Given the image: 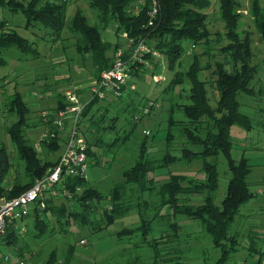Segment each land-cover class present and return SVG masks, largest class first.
I'll return each mask as SVG.
<instances>
[{
    "label": "trees",
    "instance_id": "1",
    "mask_svg": "<svg viewBox=\"0 0 264 264\" xmlns=\"http://www.w3.org/2000/svg\"><path fill=\"white\" fill-rule=\"evenodd\" d=\"M88 1L92 9L100 10L103 17L102 26L91 25L80 9H77L72 19L67 22L68 0H61L60 3L55 0H30L26 5L22 2L24 7L20 11L25 15L29 25H32V21L33 24L38 22L41 23L39 27L50 34L61 36L63 30L67 29L69 34L75 36L76 51L80 55L90 54L93 57L96 67L94 80L100 77L103 70L112 66L114 52L124 47L123 44H112L104 40L103 30L111 22L117 35L128 33L131 37L145 39L161 55L160 58L168 60V70L174 71L161 93V103H157V99L152 100L154 106L148 114H145L144 109L151 100L137 99L132 94L115 102L93 99L86 106L81 122L88 145L89 164L99 166L104 154L111 156L110 162H114L144 118L153 115L164 102L169 104L165 127L158 128L152 135L151 132L144 135L138 157L132 159V165L128 166L131 161L124 167L122 182L104 192L93 186L87 177L64 175L57 186L59 197L63 201L62 205H54L52 197L47 198L45 209H41L39 203L31 205L26 215L8 226L0 243L13 244L18 256L25 258L26 253L32 251L31 245L27 242L20 247L19 239L25 235L24 228L29 224L32 225L29 236L35 243H41L55 233L50 229L51 215L56 216L61 225L65 222L69 224L73 220L80 226H90L94 232H99L126 217L133 208L138 207L141 223L134 230L119 231L116 235L118 240H122L124 236L129 235L132 239L134 233H141L143 240L140 243L148 246L153 252V260L149 264H183L180 262L182 256L177 255L180 252L179 247L173 246V243L179 242L181 236L179 233L182 226L176 221L178 216H185L201 224L215 246L223 250V256L217 264L223 262L228 252L227 242L234 250L238 245L237 238L229 235L234 218L239 214L240 207L249 202L253 196L248 183L252 166L245 158L237 160L232 157L234 145L232 126L238 125L245 129L252 127L249 116L241 112V103L237 98L238 92L243 89L244 77L242 78L241 74L239 75L240 71H237V59L241 58V53L233 48L238 44L237 36L233 32L238 22L236 0H218L225 30L223 33H215L216 38L212 37L213 33L207 26L208 12L214 6L213 0H158L157 19L159 20L153 26L148 25L151 16L150 0H146V4L138 11L136 8L138 0ZM13 4L14 0H0V7L9 9ZM253 17L260 33L264 36V15L257 3L253 6ZM1 24L3 26L0 32V65L6 64L5 55L12 48L15 49L16 55L17 52L21 54L17 57L19 60L38 56L35 43L16 31L6 30L5 22ZM186 41L204 46L205 53L209 56L213 41L225 42L219 55H225L232 68L228 71L224 62H216L215 83L219 92L216 108L212 107L207 97V81L199 77L198 60L193 61L187 71L181 70L185 50L183 45ZM241 60L242 68H245V60L243 61L242 58ZM186 80L190 82L187 97L190 102L183 104L181 101L185 98L176 93V88L183 87ZM87 84L78 87V92L87 94ZM64 106L65 97L59 93L58 106L54 109V114L42 115L40 120L32 122V118L28 116L30 108L22 95L15 92L6 102L7 112L17 116V121L8 125L7 132L18 149V158L23 164L24 175L14 179L7 177L11 164L5 149L1 147L0 202L19 197L37 180L46 177L49 169L56 165L60 155L56 160H47V156L50 152L62 153L65 136L54 128V120L57 111ZM112 106L122 107L125 124L120 130L117 129L119 116L112 118L107 116ZM179 111L186 119L176 117ZM217 113L221 116L218 117ZM40 125L44 127L42 133L51 130L56 136L43 141L30 142L27 129ZM161 132H164L160 138L161 149L154 154L148 147V136L150 135L152 142L155 143L156 136ZM106 133L111 134L108 143L103 140V135ZM38 145L46 154L40 153ZM158 146L159 144H156L151 147H155L156 150ZM220 155L226 158L231 173L228 193L222 202V207L214 201V194L219 187L218 166L216 162L210 161ZM196 160L201 162L204 179H200L198 175L191 178L183 171L171 169L168 172L163 171L178 163L192 164ZM62 192L68 193L69 196L62 195ZM198 194L202 196L201 203L195 205L193 203ZM99 209H102V212L101 216L97 217ZM164 209L168 210L165 215L169 224L163 228L160 239L149 238L152 232L151 223L157 216H164L162 214ZM149 210L155 213L150 216ZM65 214L68 217H65ZM19 221L27 224L25 223L21 228L16 224ZM69 246L65 259L70 263L75 246ZM54 252L49 254L46 264H53L56 261L57 254Z\"/></svg>",
    "mask_w": 264,
    "mask_h": 264
},
{
    "label": "rangeland",
    "instance_id": "2",
    "mask_svg": "<svg viewBox=\"0 0 264 264\" xmlns=\"http://www.w3.org/2000/svg\"><path fill=\"white\" fill-rule=\"evenodd\" d=\"M29 1L14 0V4L10 5L11 8L0 7V32L3 26L1 23L5 22L6 30L16 31L21 36L28 38L30 42L35 43V48L38 51L37 57L31 56L28 60L23 59L21 61L17 59L21 54L17 52L16 55L15 49L12 48L5 55L6 64L0 65V148L5 149L11 164L9 174L7 172L9 179L23 177L24 168L18 158L16 144L7 132L8 125L14 124L17 121V116L7 112L6 102L15 92L22 95L30 108L28 116L30 119L32 118V122H35V120H40L39 118L42 115L54 114V109L58 106L59 93L64 95L68 89L86 85L93 81V75H96L93 57L90 54L80 55L76 51L75 43L77 39L69 34L67 29V31L63 30L61 36H58L41 29L39 27L41 23L37 22L38 25L35 22L33 24V21L31 22L32 25L27 23V19L20 9L22 10V7H24L23 3L26 5ZM55 1L61 2V0ZM254 3L259 4L264 15V0H236L238 22L233 30L237 36L236 43H238L233 48L241 53V58L243 61L245 60L246 65L245 68H242L241 58L237 59V71H240L239 75L241 74L242 78L244 77L243 89L238 92L237 98L241 103V112L249 116L252 127L245 129L235 125L231 129L234 143L232 157L237 160L245 158L252 166L248 183L253 196L249 202L240 207L239 214L236 215L231 225L229 235L237 236L239 243L237 251L233 252L234 249L227 242L226 251L228 252L226 257L229 253H233L231 254L232 259L230 257L225 264H242L244 260H251L254 254H252L250 248L255 251L262 249V253H264V36L260 33L253 17ZM213 5L208 12L207 26L213 33L212 37L216 38L215 33H223L225 25L221 18L218 0H213ZM77 9H80L86 15L91 25L102 26L101 19L103 17L100 10L92 9L88 0H68L67 22L72 19ZM102 35L104 40L109 43L123 45L125 43L122 34H116L112 22L103 30ZM224 44V41H213L209 50L211 56L205 53L202 45L192 44L189 41L184 42L183 45L185 50L183 49L181 70L187 71L193 61L198 60L199 77L207 81V97L212 107L215 108L219 100V92L215 83L217 80L216 62H224L228 71L232 68L230 61L225 59L226 56L219 55ZM22 56L25 58L24 55ZM167 65L168 60L163 59L158 68L151 71L145 70L140 72L138 76L131 77L129 82L131 85H135V89L130 90V94L137 99H143L144 101L157 99L156 102L161 103V93L174 74V71L168 70ZM246 71L248 72L246 73ZM154 73L166 76L167 81L161 84L157 83L153 78ZM249 76H251L250 79ZM189 89L190 82L187 80L183 87L176 88V93L183 95L185 98L181 101L183 104L190 102L187 99ZM86 95L84 94L85 98ZM168 110L169 104L164 102L153 115L144 118L123 151H118L119 154L114 162H110L111 156L104 154L99 166L90 165L87 173L88 181L104 192L122 182L124 180V167L132 159L135 160L138 157L139 146L146 131H150L152 135L158 128H164ZM122 111V107L112 106L107 115L109 118L119 116L120 121L118 120L117 123V129L119 130L125 124ZM217 116L220 117L221 114L217 113ZM176 117L186 119L180 111L176 114ZM43 128L40 125L27 129L30 142L40 141ZM110 135V133L103 135L105 143L109 142ZM162 135H164V132L158 133L155 143L152 142V137L148 136L150 152L154 153L161 149L160 138ZM156 144H159V148L155 150V147L151 146ZM39 151L42 155L43 152L46 154L42 149H39ZM59 155L60 152L58 154L50 152L47 160H56ZM43 158L46 159L44 156ZM210 161L216 162L218 166L219 187L214 194V201L222 207V202L228 193L231 173L228 162L223 155L216 159H210ZM132 163L133 161L128 166ZM170 169L183 171L191 178L194 175H198L200 179L205 178L201 162L197 160L192 164L178 163L163 171L168 172ZM198 195L193 203L195 205L201 203L202 196ZM52 199L54 205H60L63 202L62 199ZM101 212L102 209H99L97 217L101 216ZM48 213L50 214V212ZM154 213L150 211L148 215L152 216ZM167 213L168 210L164 209L162 212L164 216H157L153 220V223H151L152 232L149 238L156 237V239H160L162 237L163 228H166L169 224L167 215H165ZM65 217H68V215L65 214ZM49 219L50 229L54 230L55 233L42 240L41 243H35L29 236L32 230L31 224L24 228L25 235L19 239V246L22 247L28 242L32 250L30 253H26L25 258L18 256L13 244L0 243V264H21V260L25 264H46L49 260V254L53 251L57 254L56 261L53 264H67L69 262L66 261L65 254L70 247L69 245L75 246V252L69 264H149L153 260L152 250L140 243L143 240L141 233H134L132 239L127 234L129 237L124 236L122 240H118L116 235L119 231L134 230L141 223L138 207L133 208L126 217L117 220L114 224L99 232H94L90 226H80L73 220L69 224L65 222L64 225H61L56 216L51 215ZM176 221L182 225V230L188 239L195 235L193 232L197 234L198 239L199 235L202 239L199 246L197 244L195 246L186 245L187 253L186 251L184 253L180 251L177 255L186 253V255L189 254L190 258H195L199 254L203 264H215L222 257V249L215 248L212 238L198 221L185 216H178ZM19 222L16 224L23 228L25 223ZM81 239L86 242H80ZM261 262L263 263V259Z\"/></svg>",
    "mask_w": 264,
    "mask_h": 264
},
{
    "label": "built area",
    "instance_id": "3",
    "mask_svg": "<svg viewBox=\"0 0 264 264\" xmlns=\"http://www.w3.org/2000/svg\"><path fill=\"white\" fill-rule=\"evenodd\" d=\"M145 4L146 0H138L136 2L137 11ZM150 6L151 16L148 19V25L153 26L159 20L157 19L158 0H150ZM122 37L125 40L124 47L118 48L114 52L112 66L103 70L98 79L87 84L86 98L78 92L77 88L65 91V106L57 111L54 120V128L65 136L62 153L46 177L37 180L19 197L0 202V239L10 224L27 214L31 205L39 203L40 208L45 209L48 197H59L57 186L64 175L87 177L90 167L87 155L88 145L81 122L86 106L93 99L102 102H115L126 97L131 93L130 90L135 89V85H131L129 82L131 77L137 76L145 70H154L162 63L161 55L145 39L131 37L128 33H124ZM153 78L159 84L167 81L166 76L156 73ZM153 106L154 102L149 101L148 106L144 109L145 114L150 113ZM149 133L150 131H146V134ZM55 136L53 131L48 130L41 134L40 140H47ZM62 195L69 196L66 192H62ZM85 242L82 240V243ZM21 264H25L24 261H21ZM262 264H264V259Z\"/></svg>",
    "mask_w": 264,
    "mask_h": 264
},
{
    "label": "crops",
    "instance_id": "4",
    "mask_svg": "<svg viewBox=\"0 0 264 264\" xmlns=\"http://www.w3.org/2000/svg\"><path fill=\"white\" fill-rule=\"evenodd\" d=\"M22 61V60H21ZM58 154V153H57ZM61 155V154H60ZM60 196V195H59ZM57 199H60V197H57ZM26 223V222H24ZM180 224V223H179ZM181 225V224H180ZM182 226V225H181ZM200 231V229H199ZM181 236H180V239H179V242L177 243H173V246H178L179 247V250L184 253V251H186L187 253V246L186 245H192V246H195L197 244V246L200 245V242L202 241L201 239V236L199 235V239L197 238V234L195 232H193V235L192 238L188 239L185 235V233L183 232V230L181 229L180 230V233ZM231 236V235H230ZM233 237V236H231ZM237 238V236H235ZM238 240V239H237ZM213 241V240H212ZM214 243V242H213ZM239 243V241H238ZM172 246V245H171ZM215 246V244H214ZM215 248H218L217 246H215ZM252 254H254V256L251 258V260H244L242 264H262V259H264V253H262V249H257V251L253 250L252 248H250ZM237 251V248L236 250H234L233 252H236ZM199 252H201V250H199ZM229 253V255L227 257H224V261L223 262H219L218 264H225L229 261L230 257H231V254L233 253ZM185 254H181L182 255V260H180V262H182L183 264H203L202 260H201V257L198 255H196L195 258H190L189 254L186 255ZM263 254V255H262ZM180 255V256H181ZM222 256H223V250H222ZM252 256V255H250ZM8 257V256H7ZM5 257V258H7ZM222 258V257H221ZM221 258L219 260H221ZM232 259V257H231ZM218 260V261H219ZM195 261V262H193ZM217 261V262H218ZM217 262L215 264H217ZM236 262V261H235Z\"/></svg>",
    "mask_w": 264,
    "mask_h": 264
}]
</instances>
